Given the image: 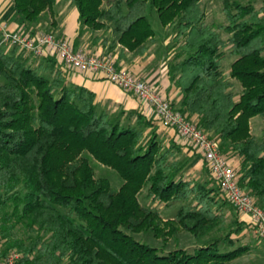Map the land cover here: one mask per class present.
<instances>
[{
    "label": "trees",
    "instance_id": "obj_1",
    "mask_svg": "<svg viewBox=\"0 0 264 264\" xmlns=\"http://www.w3.org/2000/svg\"><path fill=\"white\" fill-rule=\"evenodd\" d=\"M12 1L19 28L33 34L30 26L44 12L53 14L57 0ZM68 1L81 27L108 23L111 48L120 44L135 55L155 38L150 8L162 26L174 28L185 54L170 66L183 93L178 109L189 119L197 115L223 151L240 158L234 167L240 185L264 208V133L258 140L251 129L259 116L264 130L263 10L226 4L227 22L219 25L229 35L224 39L205 22L202 0ZM227 55L235 57L228 74L222 70ZM32 58L18 45L0 47L1 255L17 251L16 264H228L249 252L231 236L235 231L224 235L223 203L211 195L220 186L209 189L181 175L178 147L161 144L155 118L141 110L102 109L95 92L68 80L56 56ZM92 161L115 170L122 184L115 188L96 176ZM144 189L152 202L182 204L164 219L141 203ZM17 222L33 235L13 237ZM218 226V235L193 251L165 252L133 235L150 231L166 242L185 230L200 241Z\"/></svg>",
    "mask_w": 264,
    "mask_h": 264
},
{
    "label": "built area",
    "instance_id": "obj_2",
    "mask_svg": "<svg viewBox=\"0 0 264 264\" xmlns=\"http://www.w3.org/2000/svg\"><path fill=\"white\" fill-rule=\"evenodd\" d=\"M14 45L35 58L56 56L71 69L102 73L121 89L135 94L162 123L176 130L203 155L212 176L228 200L239 213L249 218L255 235L264 239V208L240 185L234 166L220 150L219 140L210 137L197 122L175 108L151 83L117 67L111 54L95 55L76 49L69 40L59 37L53 30L29 34L22 28L11 29L7 22H0V47ZM20 256L15 250L4 256L0 252V264H16Z\"/></svg>",
    "mask_w": 264,
    "mask_h": 264
},
{
    "label": "crops",
    "instance_id": "obj_3",
    "mask_svg": "<svg viewBox=\"0 0 264 264\" xmlns=\"http://www.w3.org/2000/svg\"><path fill=\"white\" fill-rule=\"evenodd\" d=\"M65 1V3H62V10L60 12L57 13L53 9L55 24L52 28L59 37L69 40L74 48L89 54H111L117 67L124 68L136 77L151 83L175 108H180L183 93L176 84L175 75L170 72V66L172 65L170 63V57L174 56V53L173 50L169 48V45L171 41H173L174 33L167 34L169 26H163V32L160 36L155 35L154 40L149 42L148 50L143 55H135L120 44H115L111 48L113 36L112 28L108 23L105 28L98 30L89 29L85 26L81 27L78 21L77 9L70 3V1ZM0 22H7L11 29L19 27V24L15 20V9L12 0H0ZM50 22L52 23L53 19L49 16V21L44 22V27H42L43 24L41 22H38V24L31 25L30 28L33 31L46 30ZM176 56L177 58L179 57L182 59L185 57V54L178 55L176 53ZM64 67L66 69L68 80L71 83L84 86L95 92L96 102L100 108L113 107L114 109L120 108L124 111H130L133 109L141 110L146 115L157 120L156 124L158 126V133L161 137H165V140L168 143L173 142L172 140H174L175 130L165 126V124L154 114L151 108L141 101L135 94L121 89L102 73L89 71L83 72L66 66ZM229 72L230 67L228 73ZM191 119L195 122H198L199 120L197 115H193ZM252 122L253 119L251 120V124ZM177 139L179 140V144L181 138ZM185 140L188 141L187 139ZM183 143H185V141H183ZM178 146L182 148L183 145L179 144ZM187 152H189V150L184 147L182 153L187 154ZM228 153L229 156H227V159L230 163L234 167H239L240 158L233 156L230 152ZM193 154L194 153L191 152L189 154V156H192V161L194 162L193 167L190 168L192 169L190 173L193 170H199L198 168L204 164L203 159L199 154ZM242 216L247 217L243 214ZM247 219L249 220L248 217Z\"/></svg>",
    "mask_w": 264,
    "mask_h": 264
},
{
    "label": "rangeland",
    "instance_id": "obj_4",
    "mask_svg": "<svg viewBox=\"0 0 264 264\" xmlns=\"http://www.w3.org/2000/svg\"><path fill=\"white\" fill-rule=\"evenodd\" d=\"M65 0H58L57 3L54 6V10L58 13L62 10V3H65ZM106 0H104V6H106ZM243 4V5H247L250 4L252 5L255 9H259V10H263L262 13H264V0H202V8L204 10L205 13V22L211 26L214 30L218 31L221 36L226 39L229 35L224 32L223 30H221L219 28V25L221 24H225L226 21V16L224 13V6L226 4L232 5V4ZM74 8V7H72ZM49 16L51 17V19L54 20V15L51 14L49 11H46L44 14L41 15V18L39 19L38 22H41L43 24L42 27H44V22L49 21ZM70 17V16H69ZM148 19L150 21V24L154 30V33L156 36H160V34L163 32V26L157 16V13L155 11V9L150 8L148 10ZM35 23V24H38ZM54 24H52L50 22V24L47 26L46 30L44 31H50L53 30L55 31L52 26ZM168 33H175L176 31L174 30V28L172 26L168 27L167 30V34ZM169 48L173 50L174 56H171L170 58V63L174 64L176 62L181 61L182 59H180L179 57L177 58L176 53L178 55L180 54H184L183 51L179 50L177 47V44L174 40L173 37V41H171ZM173 59V60H172ZM235 57L234 56H230L227 55L225 57V59L222 62V70L228 74L229 71V67L231 66L232 62L234 61ZM37 58H32V62L37 63ZM241 91V86L239 85V83H235V87H234V93L237 95L236 97H238L239 93ZM105 109L111 113H117L119 110H121L120 108H102ZM152 110V109H151ZM153 111V110H152ZM167 126V125H165ZM169 127V126H168ZM172 128V127H170ZM173 129V128H172ZM251 129H252V134L254 135V137H256L258 140H261L263 137V121L262 118L259 116H256L253 118V122L251 124ZM159 134V133H158ZM210 137H212L210 134H208ZM159 138L161 141V144L163 146H170L172 144L177 143V147L178 149L176 150V158L179 160V162L182 165V170H181V175L184 176L185 178L189 177V179H193L195 181H199L200 183L203 184H207L208 188H218L219 184L218 182H216V180L214 179V177L212 176L204 157L201 155V153L193 147V145L191 143H189L188 141H186L185 139H183V137H181L175 130V134H174V140H172L173 142H166L165 137H161V135L159 134ZM177 138H181V141L179 142V144L183 145L182 148H180L178 145V139ZM183 141H185V143H183ZM176 142V143H175ZM186 147L189 152H187V154L182 153L183 148ZM220 147H221V152L222 154L227 158V156H229V153L227 151H223L224 148H222V145L220 143ZM194 153L193 155H200L203 159L204 164L201 165L200 168H198L199 170H193L191 173L190 171L193 167L194 162L192 161V156H189V154ZM92 166L95 169V174L96 176H100V177H106L110 180L112 186H114L115 188H118L121 184H122V180L119 176V174L115 171L112 170L108 167L102 166L100 164H98L96 161H92ZM238 167V166H237ZM221 188V187H220ZM222 190V189H221ZM219 191L216 194V191L212 192L211 195L215 196L216 199L219 201L220 204H222V213H223V217H224V223H225V233H228L230 231H235L232 232L231 236L233 238H237L238 239V244L240 245H248L250 246V250L249 252H247L246 254H244L243 256L235 259L234 261L228 263V264H264V239L259 238L258 236L255 235L251 223H249V220L247 219V217H243L242 214H240L236 208L232 205V203H230V201L228 200V198L226 197V195L224 194V192ZM140 201L143 205L147 206V207H156L161 216L164 219H169L171 217L174 216L175 212L177 211V209L180 207V205L182 204L181 202L175 203L171 206H167V205H163V204H158L156 202H152L147 196H146V191L145 189L142 191L141 195H140ZM222 202V203H221ZM215 211H218L217 205L214 206ZM11 210V208H10ZM16 218L13 219V221H15ZM234 220H237L240 223V226H231L230 223L232 224V222ZM1 221V220H0ZM230 225V226H229ZM219 227H216L214 230H212L210 232V234L204 236L200 241H197L196 238L194 237V235H192L191 233H189L188 231L185 230H181L179 231L175 236L169 238L166 242H164L162 239H158L156 237L153 236L152 232H142V233H137V234H133L135 236V238L138 241H141L145 244H148L150 246H155L158 247L159 249L164 250L165 252H169L171 250L174 249H186L188 251H193V249H195L196 247H198L199 245L203 244L209 237H213L215 235H218L219 233ZM237 230V231H236ZM12 235L13 237H17V238H22L24 240H27L31 235H33V233L29 230L28 226L25 224V222H17L15 228L12 231ZM1 249H3V244L2 242H0V251Z\"/></svg>",
    "mask_w": 264,
    "mask_h": 264
},
{
    "label": "bare ground",
    "instance_id": "obj_5",
    "mask_svg": "<svg viewBox=\"0 0 264 264\" xmlns=\"http://www.w3.org/2000/svg\"><path fill=\"white\" fill-rule=\"evenodd\" d=\"M60 62V61H59Z\"/></svg>",
    "mask_w": 264,
    "mask_h": 264
}]
</instances>
